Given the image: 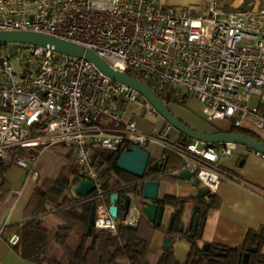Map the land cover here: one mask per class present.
I'll return each instance as SVG.
<instances>
[{"label": "built area", "instance_id": "1", "mask_svg": "<svg viewBox=\"0 0 264 264\" xmlns=\"http://www.w3.org/2000/svg\"><path fill=\"white\" fill-rule=\"evenodd\" d=\"M218 1L202 12L166 0H0V31L74 42L148 85L167 104L194 97L209 120H227L249 132L264 129V8L225 11ZM131 104L142 106L136 112L141 118L160 115L158 128L146 131L130 120ZM173 129L140 91L84 56L30 43L0 48V160H12L18 147L74 148L81 181H92L95 189L73 205L94 202L96 231L118 234L121 225L138 226L143 210L137 190L155 175L107 188L96 149L121 153L155 143L161 160L180 157L175 172L188 170L210 193L224 181H244L221 165L237 144L183 140ZM38 160L18 156L15 162L32 164L30 174L37 178ZM115 193L130 201L122 217L113 216V203L105 202ZM19 242L14 232L9 243Z\"/></svg>", "mask_w": 264, "mask_h": 264}, {"label": "trees", "instance_id": "2", "mask_svg": "<svg viewBox=\"0 0 264 264\" xmlns=\"http://www.w3.org/2000/svg\"><path fill=\"white\" fill-rule=\"evenodd\" d=\"M252 5V0H243V3L235 10H248ZM5 45L0 44V48H5ZM231 131L263 140L259 135L244 129L233 127ZM43 147H18L12 151V160H0V221L7 208L15 202L12 182L6 177V172L15 163L14 157L16 155L39 157ZM120 154V152H105L98 149L95 151L97 167L107 181V188L130 183L116 177L118 173L123 172L117 166ZM72 159L65 154L62 159L64 163L61 172L56 177L47 178L36 186L29 203L30 216L18 228L20 242L15 245V248L23 257L40 264H183L174 255L171 246L168 250L153 248L152 239L156 226L148 220L144 212L138 226L121 225L118 234L94 229L91 234H88L90 213L94 202L73 205L74 200L82 195H77L75 192L76 186L81 181V175L79 169H74ZM164 161L167 167H178L183 162L173 154H170ZM68 171H73L72 177H68ZM151 174L154 172H149L147 176ZM124 198L125 194L120 193V200L117 203L120 217L126 211ZM160 200L181 209L185 204L184 200L172 194H165ZM110 201L109 196L105 202L110 203ZM200 203L201 224L196 232L179 231L180 212L176 213L174 227L167 232L171 238L182 236L191 242V250L184 264H264V253L262 252L264 230L259 232L249 230L240 247H226L225 256L217 254V245H211V249L205 251L199 245L198 240L201 238L202 226L209 209L218 206L219 202L216 196L210 195L208 201L202 200ZM49 213L58 214L64 221V224H61L55 231H51L44 222L45 216ZM249 245L257 246L258 250L251 253L246 263L241 253H245ZM61 251L66 253L64 257L61 256Z\"/></svg>", "mask_w": 264, "mask_h": 264}, {"label": "crops", "instance_id": "3", "mask_svg": "<svg viewBox=\"0 0 264 264\" xmlns=\"http://www.w3.org/2000/svg\"><path fill=\"white\" fill-rule=\"evenodd\" d=\"M252 1L253 9L264 8V0ZM242 3L243 0H233L230 6L238 8ZM190 98L195 99V102L192 101L191 107L199 104L202 108V104L197 98ZM188 99L189 98H187L184 103L187 104L189 102ZM193 115L194 114L192 113L188 114L186 111V113H180L178 117L192 128L203 132L212 133L217 131L232 130V125L227 120H209L203 114L207 121L218 125L222 124L221 130H212L205 125H199L197 121L191 117ZM138 122L144 126L146 131H153L158 128L157 123H146L143 118L138 120ZM253 133L257 134L254 131ZM172 135L175 138L187 140L184 138L187 136L184 134L179 136L176 129H173ZM236 149H238V145L234 150ZM247 149L248 150L245 154L237 156L234 155L233 150L232 155L223 156L221 158V165L240 176L244 181H224L221 183L216 193H210L205 197V201H208L209 196L214 195L219 203L218 206L210 208L207 213L206 220L203 223L202 235L198 240L201 247H203L206 243H210L211 245L237 248L243 244L244 238L249 230H255L258 232L264 230V157L257 152L260 158L251 159L250 161H252L253 164H250V153L255 150L249 148ZM158 150H160V147ZM160 154L161 150L156 158L151 157L150 163L153 164L155 161L166 163L164 160L160 159ZM179 159L181 158L179 157ZM178 167L168 166L166 171L160 169L159 173L156 172L154 174H158V179L161 180V185L163 184V188L161 189L160 187V197L165 194H172L182 199V201L184 200V215H189L195 204L189 201V197L196 196L198 188L193 186V179L189 180L179 178V173L175 172V169ZM60 172L61 170L56 175L51 177H56ZM24 173L25 168L17 162L13 163L6 172V177L12 182L15 202L7 208L3 219L0 221V264H40L36 261L23 257L15 246L9 243V237L14 232H18L19 226L29 218V203L33 197L36 186L41 184L38 182L40 175H38L37 178H33L31 174H28L27 177L24 178ZM167 178H169L170 181L176 185L175 191H173L171 187H168L169 184H167ZM176 208L177 207L175 205L171 204L169 206V214ZM184 217L185 216H183V218ZM164 221L165 223L163 222L162 226L156 227L152 239V246L157 250H164L165 241L168 237L167 232L169 219ZM188 232L190 231H186L184 233ZM171 239L172 241L170 246L174 255L181 263L184 264L191 250V242L182 236H177ZM262 252L264 253V244ZM61 256H65V254H62V251Z\"/></svg>", "mask_w": 264, "mask_h": 264}, {"label": "water", "instance_id": "4", "mask_svg": "<svg viewBox=\"0 0 264 264\" xmlns=\"http://www.w3.org/2000/svg\"><path fill=\"white\" fill-rule=\"evenodd\" d=\"M25 43L37 44V45H50L54 46L56 50L84 56L86 59L93 62L102 72L113 78L114 80L126 83L133 88L140 91L158 110V112L168 121L173 127L179 130L182 134L190 139L210 142V143H235L237 145H243L249 149L264 154V141L258 140L257 138L251 137L244 133L234 131H217V132H203L192 128L185 122H183L178 116H176L168 107V104L161 100L157 94L146 84L129 75L128 73L121 72L114 69L106 60L101 58L95 51L87 49L82 45L76 44L71 41L56 38L47 34L28 32V31H0V44H12L14 48L23 46ZM151 155L149 151L144 150L137 146L129 147L128 149L121 152L117 161V166L120 170L135 175L138 179L145 178V176L153 171L159 173L162 169L166 171L167 163L155 161L153 164L150 163ZM154 175V174H153ZM158 174L154 175L153 178L146 180L142 183L140 188L137 190V196L141 197V207L148 220L159 227L163 224L164 220L169 219L168 230H171L176 223V213L181 214L180 232L194 231L196 232L201 224L200 208L201 201L205 200V197L210 194L209 188L200 186L199 180L188 170L181 171L178 176L181 179H193L192 184L198 188L196 196L189 197V201L195 203L191 213L184 215V207L176 208L169 214L170 203L162 202L160 200V187L161 180L158 179ZM95 189V185L92 181H80L75 188L77 195H87ZM120 200V194L115 193L111 196L110 210L113 216L118 217L119 207L117 203ZM129 199L124 198L125 210L129 207ZM95 208L93 205L90 213L88 234H91L95 222ZM183 216L185 217L183 218ZM169 217V218H168ZM203 228V226H202ZM171 237H167L164 245V250H168L171 244ZM217 254L219 256H225L227 254V248L225 246H216ZM205 251L211 249V244L206 243L203 245ZM258 250L257 246L249 245L246 248L245 253H241L242 258L248 263L251 253Z\"/></svg>", "mask_w": 264, "mask_h": 264}, {"label": "rangeland", "instance_id": "5", "mask_svg": "<svg viewBox=\"0 0 264 264\" xmlns=\"http://www.w3.org/2000/svg\"><path fill=\"white\" fill-rule=\"evenodd\" d=\"M210 2H211V0H167V3L169 5L188 6L195 11H202V12H205L206 10H208ZM218 2H219V7L225 11L235 10L234 7L230 6L231 3L233 2V0H219ZM248 10H253V5ZM5 48L7 50H10L12 48V45L6 44ZM188 100H189V102L187 104L186 103L171 102L168 104V107L176 116H179L180 113H186V111H187L188 114H190V113L194 114L191 117L193 119H195L199 125H205L212 130L213 129L214 130L215 129L216 130L222 129V124L218 125V124L209 122L205 119V117L202 114L201 105L197 104V105L191 107L192 101L195 102V99L189 98ZM141 110H142V106L139 104L138 105H132V104L129 105L127 108V112L129 114H131V116H130V118L129 117L128 118L130 120H132V119L140 120L141 116L139 117L137 115L138 113H136V112H141ZM143 119H145L146 123H151V124L157 123V125H158L160 120H161V117H160V115L149 114L146 118H143ZM140 126L143 129H145L143 125L140 124ZM174 130H175V128H174ZM252 130L255 131L258 135H260V137L264 141V129H255L254 128ZM177 131L179 133V136H181L182 133L179 130H177ZM216 146L218 147V145H216ZM158 148L159 147L157 144L150 143L148 148H147V151H149L151 153V157L156 158L158 153L160 152V150H158ZM247 150H248L247 147H245L243 145H238V149L234 150V155L239 156L241 154H245L247 152ZM65 154H67L69 157L73 158L72 164L74 166V169L80 170L79 165L77 164L76 159L74 157V154H75L74 148H66L64 146V144H62V143L56 144V145H53V146L47 147V148L44 146L42 153L39 156L38 165H37V170H38L39 175H40L38 182L42 183L45 179L56 175L60 170H62V166L64 163V161L62 159H63V156ZM250 154L251 155L249 157V161L253 158H260L258 156L257 151H254ZM17 157H18V155H16L14 158L16 159ZM26 158L30 159L31 157L27 156ZM250 164H253V162L250 161ZM32 167H33L32 164H30L28 167L25 168L24 178H26L27 175L30 174ZM72 175H73V171H68V177L69 176L72 177ZM116 177L123 179L125 181H128V182H132V181H135L138 179L135 175L130 174V173L125 172V171H123L122 173H118ZM166 181H167V184H169L168 187H171L172 190L175 191L176 185L173 182H171L169 178H167ZM162 183H164V182H162ZM162 185H161V189L163 188ZM136 197H137V202H138L140 208H142L141 204H140L141 197L140 196H136ZM44 222L51 229V231H55L59 227L60 224H64L63 219L58 214L47 215L44 218ZM164 223H165V221H164ZM62 254H66V253L64 251H62Z\"/></svg>", "mask_w": 264, "mask_h": 264}]
</instances>
